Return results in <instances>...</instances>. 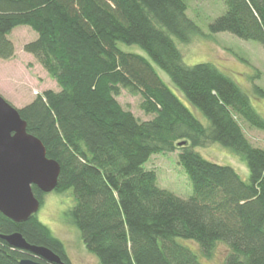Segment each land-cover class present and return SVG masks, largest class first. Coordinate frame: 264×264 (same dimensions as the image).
Instances as JSON below:
<instances>
[{"label": "trees", "instance_id": "obj_1", "mask_svg": "<svg viewBox=\"0 0 264 264\" xmlns=\"http://www.w3.org/2000/svg\"><path fill=\"white\" fill-rule=\"evenodd\" d=\"M224 5L210 31L264 49V0ZM186 10L184 0H0V60L14 56L12 30L30 27L37 39L23 50L59 87L36 94L19 115L59 163L53 192L73 194L64 218L99 264H201L183 241L196 243L207 258L224 244L229 254L222 264H264V149L253 147L239 124L264 131V118L213 64L184 63L174 39L189 44L200 32ZM120 43L145 51L209 125L181 103L150 61L123 52ZM252 89L264 98L262 88ZM121 90L140 95L151 119L124 109ZM216 143L243 157L247 182L231 166L194 151ZM177 150L192 188L186 200L160 189L155 172L143 167L152 154ZM32 193L42 206L46 194L35 186ZM13 233L71 264L63 242L35 215L16 223L0 213V236ZM20 259L42 262L0 238V264Z\"/></svg>", "mask_w": 264, "mask_h": 264}, {"label": "rangeland", "instance_id": "obj_2", "mask_svg": "<svg viewBox=\"0 0 264 264\" xmlns=\"http://www.w3.org/2000/svg\"><path fill=\"white\" fill-rule=\"evenodd\" d=\"M187 10L186 16L190 18L199 34L189 44H182L174 39L176 46L182 53V60L187 66L210 63L219 71L239 85L247 92L251 104L264 118V98L256 97L252 86L257 85L264 90V49L256 41L241 40L229 33H212L210 25L225 11L224 0H184ZM9 38L15 48L14 56L8 61L0 60V95L16 109L31 103L36 94L45 90L59 91L52 80L39 66L32 55L24 52V44L37 39V34L27 26H19L12 30ZM123 52L138 53L150 61L155 71L166 86L174 92L181 103L207 127L209 125L205 116L194 106L185 101L175 85L170 82L164 71L158 68L149 59L145 51L138 46L119 44ZM117 101L124 109L130 110L139 120H150L152 115H145L140 108L141 97L133 96L121 90ZM245 138L255 148L264 149V131L257 130L245 121L239 120ZM199 155L205 160L215 164L231 166L237 175L245 182L249 180L247 164L241 155L234 154L219 144L205 147H195ZM178 150L174 153L152 154L143 165L147 170L154 171L157 186L171 192L174 196L186 200L192 193V188L183 168L178 164ZM71 191L65 193L49 192L44 196L43 204L35 216L42 224L61 240L66 247L67 256L71 264H99L98 258L91 254L84 246L79 230L75 225L65 220L64 212L73 205ZM198 257L201 264H222L228 256L229 250L224 244L217 245L210 258L200 251L198 245L192 241L182 242Z\"/></svg>", "mask_w": 264, "mask_h": 264}, {"label": "water", "instance_id": "obj_3", "mask_svg": "<svg viewBox=\"0 0 264 264\" xmlns=\"http://www.w3.org/2000/svg\"><path fill=\"white\" fill-rule=\"evenodd\" d=\"M59 171V163L46 156L42 142L26 131L19 110L0 95V213L16 223L27 221L40 208L32 187L44 194L52 192L57 187ZM0 238L11 248L31 253L47 264H64L51 250L27 244L19 233ZM46 263L19 260V264Z\"/></svg>", "mask_w": 264, "mask_h": 264}, {"label": "flooded vegetation", "instance_id": "obj_4", "mask_svg": "<svg viewBox=\"0 0 264 264\" xmlns=\"http://www.w3.org/2000/svg\"><path fill=\"white\" fill-rule=\"evenodd\" d=\"M66 253H67V252H66ZM41 259H42V258H41ZM42 263H46V262H44L43 259H42ZM70 263H71V262H70ZM46 264H47V263H46ZM50 264H54V263H50Z\"/></svg>", "mask_w": 264, "mask_h": 264}]
</instances>
